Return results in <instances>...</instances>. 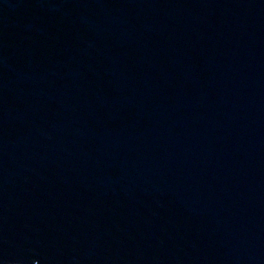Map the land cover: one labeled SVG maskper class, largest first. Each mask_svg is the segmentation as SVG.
<instances>
[{"label":"water","instance_id":"obj_1","mask_svg":"<svg viewBox=\"0 0 264 264\" xmlns=\"http://www.w3.org/2000/svg\"><path fill=\"white\" fill-rule=\"evenodd\" d=\"M0 264H264V0H0Z\"/></svg>","mask_w":264,"mask_h":264}]
</instances>
